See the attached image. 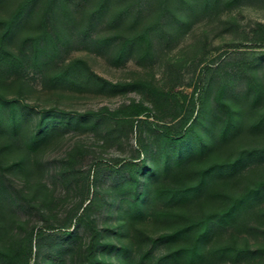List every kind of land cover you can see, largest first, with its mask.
<instances>
[{"label":"rangeland","instance_id":"obj_1","mask_svg":"<svg viewBox=\"0 0 264 264\" xmlns=\"http://www.w3.org/2000/svg\"><path fill=\"white\" fill-rule=\"evenodd\" d=\"M18 1L0 0V16H7ZM44 5L45 0H38L18 21L8 40V46L19 54L24 52L28 60L31 48L23 47L21 41L42 31ZM91 5L88 3L85 10ZM80 11L77 10L73 17L82 19L83 24L85 15ZM51 12L52 16L47 21L59 29L60 11L54 6ZM153 13L140 18L135 29ZM187 18V27L168 41L166 37L153 38L150 56L140 58L141 49L136 47L118 63L111 61L116 44L99 49L89 47L79 37L77 29L62 23L68 33L65 35L63 32V43L57 42V51L48 67L30 64L0 79V94L6 100H16L25 118V127L22 122L24 131L20 136L14 137L6 131L0 133L1 247L14 249L26 237L32 245L28 264L34 261L38 264H82L90 235L86 226L74 222L69 227L72 230L70 236L52 237L48 235L51 233L48 225H56L64 218L77 214L80 211L78 205H83L86 197L92 195L95 206L89 208L88 215L100 233L95 248V264H127L137 261L143 252L148 254L143 264H149L166 251L169 244L161 241L151 243L148 237L171 229L174 223L156 221L147 216L135 224L134 232L123 218L126 203L122 195L112 190L119 177L112 168L124 160H137L134 156H144L149 161L156 148L158 125L169 124L173 131L181 115L191 109L195 113L198 101L199 114L181 138L182 173L227 158L241 147L264 144V127L259 130L249 127L254 117L264 110V46L258 25L264 24V0H243L231 7L219 5L214 11L189 14ZM125 25L120 27L125 34L134 31ZM109 31L102 22L91 30L89 37ZM77 57L82 58L90 70L110 81L139 80L146 85L127 87L116 93H102L49 83L46 76L52 68ZM233 73L239 74L240 79L231 86L227 85L224 99L234 111L236 128L223 138L216 130L221 120L216 119L214 113L220 116L222 112L216 110L214 92L221 78ZM250 78L259 84L260 95L255 100L252 90L249 89L246 94V82ZM147 84L156 92L149 90ZM131 101L141 102L148 107V111L138 116L140 119L126 139L106 140L101 133L104 125L99 131L60 125L37 151H30L22 144V137L33 133L44 114L77 116L84 113L95 118L106 114L104 110H113ZM75 147L79 148V153L75 157L74 177H63L59 173L60 160ZM137 148L141 150L138 155L134 151ZM152 159L154 161L155 157ZM19 162L21 164H17ZM87 174L89 178L94 174L93 184L87 183ZM138 175L143 189L155 184L177 182L167 172L160 173L153 181L145 174ZM263 176L264 159H261L232 176L212 179L200 198L184 206L157 201L149 204V210L162 207L201 213L220 205L211 191L237 192L252 179ZM263 209L264 199L252 205L250 211ZM39 228L45 229L42 237L36 235ZM230 240H246L250 245L264 244V218L250 216L244 225L234 223L218 230L211 244ZM56 251H59V259L54 258Z\"/></svg>","mask_w":264,"mask_h":264},{"label":"trees","instance_id":"obj_2","mask_svg":"<svg viewBox=\"0 0 264 264\" xmlns=\"http://www.w3.org/2000/svg\"><path fill=\"white\" fill-rule=\"evenodd\" d=\"M37 1L19 0L7 16H0V79L9 72L21 70L30 64L40 68L48 67L52 61V55L57 51V42L63 43V32L64 34L68 33L65 26L77 29L79 37L89 47L99 49L111 43L116 44L111 61L118 63L122 61L128 51L136 47L141 49L140 58L150 56L153 38L166 37L168 41L171 36L187 27L189 23L187 15L208 13L216 10L219 5L231 7L243 0H45L41 18L42 31L26 36L21 41L23 47L31 48V56L28 60L24 52L19 54L12 50L8 46V40L18 21L29 13L30 8ZM88 3L92 5L90 9L85 10ZM54 6L60 11L59 29L52 22L50 24L47 21L52 16L51 9ZM77 10H81L80 12L85 10L83 24L82 19L76 20L73 17ZM152 12L155 13L135 29L140 18L152 14ZM102 22L110 30L109 33L89 37L91 30ZM62 23L65 24L64 27ZM124 25L134 31L125 34L124 30L121 31L120 28ZM258 25L261 28L259 33L261 32L264 46V34L262 33L264 24L259 23ZM46 77L49 83L54 85L102 93H116L124 91L127 87L146 85L139 80L133 82L110 81L90 70L86 62L79 57L52 68ZM238 79H240V75L234 73L226 78H221L214 92L216 110L222 112L220 116L214 113L215 118L221 120L216 130L223 138L227 132L234 131L236 128L234 111L225 101L224 95L227 85H233ZM258 85V82L251 78L246 82V94L249 89L252 90L253 100L258 99L260 95ZM147 87L156 92L148 84ZM190 103L192 104V100ZM198 108L199 101L195 113L193 114L191 109L181 115L173 131L170 130L169 124L158 125L159 132L155 136L156 148L151 153L152 157L150 156L149 161H146L144 156H134L133 158L137 160H124L112 168L119 174L112 190L121 194L126 203L123 218L134 232L136 231L135 224L147 216H151L156 221L174 223L171 229L154 237H148L151 243L161 241L169 244V248L152 259L149 264H264V244L250 245L246 240L242 242L230 240L211 244L212 237L218 230L232 226L234 223L244 225L250 216L264 218V209L253 213L250 211L252 205L264 199V176L252 179L237 192L211 191V194L219 199L220 205L201 213L162 207H153L149 210V204H155L157 201H162L166 205L184 206L190 201L200 198L206 192L212 179L232 176L252 162L264 159V144L251 145L237 149L227 158L212 161L182 173L181 168L184 164L180 162L181 138L197 118ZM104 111L106 114H99L95 118L84 113L77 116L44 114L39 118L33 133L30 136L22 137V144L30 151H37L51 134L59 129L60 125L72 129H92L94 131H99L104 125L101 133L106 140L120 137L126 139L140 119L138 116L147 113L148 107L141 102L131 101L113 110ZM22 122L25 127L24 113L20 110L16 100H6L0 94V133L6 131L14 137L20 136L24 131ZM249 127L252 130L264 127V110L254 117ZM134 151L136 155L141 153L138 148ZM78 153L79 148L75 147L60 160L59 173L63 177H74L75 157ZM154 157L155 162L152 159ZM165 172L170 173L177 182L155 184L150 188H142L138 174H145L149 180L153 181L158 178L160 173ZM93 177L94 174H91V178L87 174L85 176L87 183L93 184ZM94 206V198L91 195L86 197V202L83 205H78L80 211L77 214L64 218L56 225H48V228L51 229V233L48 235L51 234L52 237L70 236L72 230L69 227L74 222H81L86 226L90 235L86 244L85 261L82 264H95L97 261L95 248L99 242L100 233L94 220L88 215L89 208ZM54 229L56 232H53ZM44 231V228H39L36 230V235L42 237ZM31 248L32 245L30 241L27 242L26 237L14 249L0 246V262L1 264H28L27 259ZM58 255L59 251H56L54 258L59 259ZM147 256V252H143L137 261L127 264H143V259ZM33 264L38 263L34 261Z\"/></svg>","mask_w":264,"mask_h":264}]
</instances>
